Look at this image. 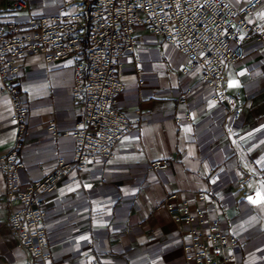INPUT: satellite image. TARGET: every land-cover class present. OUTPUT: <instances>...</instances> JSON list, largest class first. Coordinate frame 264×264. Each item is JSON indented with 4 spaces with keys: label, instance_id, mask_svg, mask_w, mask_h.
I'll return each instance as SVG.
<instances>
[{
    "label": "crops",
    "instance_id": "0c3cea01",
    "mask_svg": "<svg viewBox=\"0 0 264 264\" xmlns=\"http://www.w3.org/2000/svg\"><path fill=\"white\" fill-rule=\"evenodd\" d=\"M231 1L243 8L251 0ZM74 9L64 8L63 0H29L28 12L15 19ZM249 20L264 30V0ZM135 40L133 55L120 58L124 88L115 108L131 121L139 115L141 126L117 144L112 160L72 172L46 197L53 264H185L187 241L161 208L170 195H176V204L188 202L192 212L202 210L206 221L236 238L237 245L223 252L228 264H264V205L249 201L264 193V44L255 38L244 43L243 59L225 70L230 101L215 104L198 70L182 74L185 58L173 46L141 26ZM73 65L71 59L47 65L32 55L19 62L16 83L28 108L19 155L22 189L41 180L58 158L72 157V139L54 138L47 128L52 123L70 131L83 119L82 106L71 96ZM184 95L186 104H178ZM185 114L191 122H175ZM10 116L9 100L0 92V154L15 142ZM159 160L167 161V168L152 170L150 164ZM200 191L209 193L207 201L196 200ZM19 208L6 197L0 171V264L30 259L18 249L8 223Z\"/></svg>",
    "mask_w": 264,
    "mask_h": 264
},
{
    "label": "built area",
    "instance_id": "2783aa9c",
    "mask_svg": "<svg viewBox=\"0 0 264 264\" xmlns=\"http://www.w3.org/2000/svg\"><path fill=\"white\" fill-rule=\"evenodd\" d=\"M28 4L29 0H0V92L9 100L16 131L12 148L0 154V171L6 197L20 204L8 222L18 249L28 253L27 264H53L45 225L46 197L72 172L112 160L117 144L141 126L139 115L131 121L115 108L124 88L120 58L133 55L135 28H146L183 55L182 74L198 70L215 104L229 103L225 70L243 59L244 43L255 38L264 44V30L249 20L261 0H251L243 8L231 0H63L64 8L75 9L49 16L27 14L25 21H17L28 12ZM27 55L39 56L47 65L66 59L74 62L71 96L82 106L83 119L70 131H59L52 123L48 126L54 138L72 139V157L58 158L41 180L22 189L19 173L24 164L19 155L28 134V108L16 78L19 62ZM136 76L142 85L140 69ZM186 97L179 98L178 104L185 105ZM238 118L235 110L234 119ZM181 121L189 123L191 116L175 120ZM167 166L165 160L150 164L152 170ZM245 181L239 180L238 185ZM208 197L205 191L196 194L198 202ZM175 199L176 195L168 196L161 208L187 241L182 243L185 264H228L223 252L237 245L236 238L224 234L217 222L206 221L202 210L192 212L188 202L176 204Z\"/></svg>",
    "mask_w": 264,
    "mask_h": 264
},
{
    "label": "snow or ice",
    "instance_id": "6c2138e0",
    "mask_svg": "<svg viewBox=\"0 0 264 264\" xmlns=\"http://www.w3.org/2000/svg\"><path fill=\"white\" fill-rule=\"evenodd\" d=\"M229 86H233L232 84H230ZM190 131V129H189ZM215 182V181H213ZM249 201L252 203V204H255V205H264V193H257L256 194V198L254 199L253 197H249ZM81 240H85V239H88L87 237H84L82 236L80 238Z\"/></svg>",
    "mask_w": 264,
    "mask_h": 264
},
{
    "label": "water",
    "instance_id": "95a60500",
    "mask_svg": "<svg viewBox=\"0 0 264 264\" xmlns=\"http://www.w3.org/2000/svg\"><path fill=\"white\" fill-rule=\"evenodd\" d=\"M84 1H86V0H84Z\"/></svg>",
    "mask_w": 264,
    "mask_h": 264
}]
</instances>
